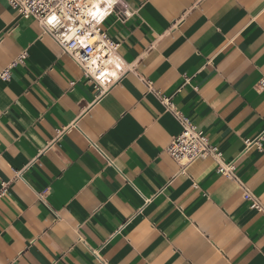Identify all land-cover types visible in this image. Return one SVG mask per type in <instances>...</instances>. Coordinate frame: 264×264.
<instances>
[{"label": "crops", "instance_id": "crops-1", "mask_svg": "<svg viewBox=\"0 0 264 264\" xmlns=\"http://www.w3.org/2000/svg\"><path fill=\"white\" fill-rule=\"evenodd\" d=\"M123 1L125 22L100 10L101 89L0 0V264H264V219L212 159L180 173L182 128L141 80L264 203V0Z\"/></svg>", "mask_w": 264, "mask_h": 264}, {"label": "built area", "instance_id": "built-area-1", "mask_svg": "<svg viewBox=\"0 0 264 264\" xmlns=\"http://www.w3.org/2000/svg\"><path fill=\"white\" fill-rule=\"evenodd\" d=\"M5 2L16 12L17 17L37 20L42 34L55 41L61 53L68 56L78 66L86 80L98 85L101 89H103L102 86L109 85L112 81L111 76H102L100 73L105 68L109 70L111 67L112 64H109L108 61L114 60L119 44L113 41L110 36H107L99 23L89 15V12L96 11L92 8V5L96 4L99 11L108 9L117 20L125 22L132 13L123 0H115L110 8L107 7L110 0H5ZM52 15L59 18V22L56 23L55 27L46 23V20ZM70 27L80 29L77 36L82 37L89 34V39L93 42L85 47L81 46L76 39L66 40L65 36L68 34ZM96 37L100 39H95ZM101 45H103L102 48ZM97 49H100V51L98 52ZM97 57L99 59H97V65L95 66L96 70L93 71L90 62ZM25 59L26 55L22 53L18 56L16 63H22ZM9 77V69L0 73V80H8ZM141 80L146 91L157 97L162 107L172 113L182 128L181 133L170 141L166 150L171 159L180 166V173H184L186 166L197 159H212L216 164V173L237 182L241 188L242 200L246 201L249 208L264 219V203H261L256 195L243 182L239 181L235 165L224 160L221 151L209 144L206 135L192 125L189 119L175 108L170 97L161 96L159 91L153 89L152 82L148 79L142 78ZM261 85L264 86V81L261 82ZM109 165L114 166V162L109 161ZM19 178H21V173L16 176V179ZM8 184L7 182L0 184V198L7 195ZM43 195L40 194L41 197ZM111 239L112 237L108 242ZM98 252V249L92 251L93 255L100 260Z\"/></svg>", "mask_w": 264, "mask_h": 264}, {"label": "clouds", "instance_id": "clouds-1", "mask_svg": "<svg viewBox=\"0 0 264 264\" xmlns=\"http://www.w3.org/2000/svg\"><path fill=\"white\" fill-rule=\"evenodd\" d=\"M112 3H115V0H110V2L108 3L107 7H111ZM93 9H96V11L94 12H89V15L92 16L93 19H95L97 21V23H100L106 16V13L104 12H100L99 9L97 8L96 4L92 5ZM59 22V18L55 15H52L50 18H48L46 20V23L55 27L56 23ZM80 29L79 28H69L68 29V34L65 36L66 40H73L76 39V41L81 45V46H85L87 47L88 44H91L93 41L89 39V34H86L82 37L77 36V32H79ZM95 39H100L99 37H96ZM75 47V45H73ZM103 47V45H101V48ZM97 51L99 52L100 49H97ZM97 59H99V57L94 58L91 60L90 62V67L92 68L93 71L96 70L95 66L97 65ZM109 64L112 63H116L115 61H108ZM119 65L117 64V67ZM102 76H113L116 75L115 71H109L107 68H105L101 73Z\"/></svg>", "mask_w": 264, "mask_h": 264}]
</instances>
